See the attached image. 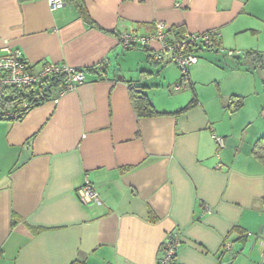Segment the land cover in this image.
<instances>
[{"label": "crops", "instance_id": "crops-1", "mask_svg": "<svg viewBox=\"0 0 264 264\" xmlns=\"http://www.w3.org/2000/svg\"><path fill=\"white\" fill-rule=\"evenodd\" d=\"M82 3L92 23L71 2L0 0V56L21 51L34 71L107 65L103 80L86 74L0 120V264H159L173 232L172 264H264V164L252 153L264 136V0ZM158 21L219 33L183 92L166 89L180 77L171 63L119 45ZM131 83L163 114L137 116ZM86 180L99 203L77 200Z\"/></svg>", "mask_w": 264, "mask_h": 264}, {"label": "built area", "instance_id": "built-area-1", "mask_svg": "<svg viewBox=\"0 0 264 264\" xmlns=\"http://www.w3.org/2000/svg\"><path fill=\"white\" fill-rule=\"evenodd\" d=\"M47 2L51 9H56L63 5L65 0H47ZM153 27L150 33L144 35L135 34L131 31L120 33L119 45L123 49L136 47L148 49L156 60L176 65L180 71V79L174 82L170 88L174 91H180L186 87L188 82L189 67L198 60L197 55L189 49L210 48L213 45V39H217L219 33L217 30H209L196 33L183 32L181 36H175L169 32L170 27L163 22H155ZM62 72L66 73L64 91L75 88L85 79L84 73L76 70V68L53 63L42 64L37 71H34L21 51H11L0 56V92L9 86L23 88L38 84L50 75ZM27 108L28 103H22L18 113L25 111ZM9 113L11 112H0V118ZM214 139L219 147L223 146V138L214 136ZM76 197L79 203L83 205L97 204L100 201L97 190L88 180L76 190ZM179 244L180 236L177 232L167 235L160 246L158 263L172 264ZM221 249L230 251L231 243L223 242ZM262 258L264 259V251Z\"/></svg>", "mask_w": 264, "mask_h": 264}, {"label": "trees", "instance_id": "trees-1", "mask_svg": "<svg viewBox=\"0 0 264 264\" xmlns=\"http://www.w3.org/2000/svg\"><path fill=\"white\" fill-rule=\"evenodd\" d=\"M65 2L73 3L77 7L81 16L88 23H92L85 10V7L83 6L82 0H65ZM169 32L174 34L175 36H181L184 31L180 27H170ZM218 38L213 39V45L210 48H198V49L195 48L193 50L189 49V51H192L197 55V53L203 49L213 50L214 47L218 45ZM143 49L149 51L148 49L145 48ZM148 56L149 59L156 64L169 63V62L162 63L156 60L153 54L151 53ZM102 64H98L87 68H76V70L83 72L85 77L86 74H90L94 80H103L107 72L106 70L107 65L106 63H102ZM65 77H66V73L62 72V73L50 75L49 77L43 79L38 84H32L30 86L23 88L9 86L2 89V91L0 92V112L9 111L12 114L9 113L5 117H1L0 120H6V121L21 120L31 108L44 101L49 100L52 97L51 92H53L54 90L56 91L61 90V92H63L65 90L64 87ZM144 88L145 86L141 84H137V83L129 84L131 102L137 116L143 117V116H155V115L163 114L161 112H158L154 108L150 99L143 92ZM233 98H236L235 101H233ZM194 100L195 98L193 97L187 106L192 104ZM24 102L28 103V108L25 111H21V113H18L20 112V107ZM230 104H234L233 105L234 108L240 107L242 105V97L231 96L229 100V105ZM252 153L257 159H259L264 164V136L258 138L254 142L252 146Z\"/></svg>", "mask_w": 264, "mask_h": 264}, {"label": "rangeland", "instance_id": "rangeland-1", "mask_svg": "<svg viewBox=\"0 0 264 264\" xmlns=\"http://www.w3.org/2000/svg\"><path fill=\"white\" fill-rule=\"evenodd\" d=\"M128 62L126 63V65H129V64H131V63H133V62H135V61H133V59H128L127 60ZM158 66H161V63H159L158 64ZM169 66H170V68L175 72V73H177V74H179V76H180V71H179V69L176 67V65H174L173 63H171V64H169ZM178 80H179V78H178ZM177 80V81H178ZM147 84H150V83H147ZM173 83H171L170 85H172ZM154 88H149L148 90L149 91H152ZM166 89H169L170 91H171V93H178L177 91H174V90H172L171 88H170V86L169 87H166ZM181 92H183V90H180ZM143 92L146 94V89H143ZM146 96L148 97V95L146 94ZM150 96V98H151V95H149ZM149 98V97H148Z\"/></svg>", "mask_w": 264, "mask_h": 264}]
</instances>
